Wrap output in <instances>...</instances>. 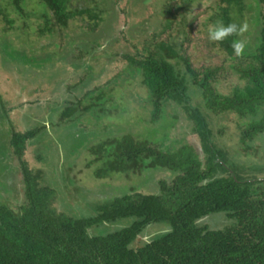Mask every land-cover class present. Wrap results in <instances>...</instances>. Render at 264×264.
I'll use <instances>...</instances> for the list:
<instances>
[{
  "label": "trees",
  "instance_id": "trees-1",
  "mask_svg": "<svg viewBox=\"0 0 264 264\" xmlns=\"http://www.w3.org/2000/svg\"><path fill=\"white\" fill-rule=\"evenodd\" d=\"M6 1L21 19V30L27 28L28 34L47 41L38 44L34 56L0 37L4 71L12 74L10 69L23 66L27 86L42 90L40 81L43 85L48 78L50 87L23 101L20 91L9 99L0 90V120L6 118L7 123L0 138L11 149L22 187L16 209L0 199V264H264V0H212L197 32H205L201 45L208 57L213 53L221 60L217 65H193L184 47L190 44L192 21L186 19L194 0H162L149 17L150 32L144 28L140 38L134 35L138 43L130 51L110 53L122 69L80 95L74 90L88 81L90 63L77 61L100 40L108 44L105 34L120 0H35L34 11L24 9L25 0ZM130 1L140 12L149 5V0ZM28 15L34 16L36 27L29 24ZM4 17L9 29L14 28V20L5 13ZM218 20L246 21L248 30L209 42L207 27ZM134 31L132 27L127 32ZM236 39L246 41L239 56L231 47ZM63 52L69 53L71 68L80 67L76 71L83 73L74 84L63 80L60 68L46 74V65L55 57L64 59ZM50 74L60 76L59 86L50 84ZM19 78L23 80H9ZM123 89L130 91V99L137 100L143 113L133 117L136 134L109 132L115 117L126 124L131 119ZM61 94L66 95L63 100ZM18 101L28 110L30 105L46 104L36 116L47 117L54 126L75 121L91 134L92 130L93 141L84 148L92 155L86 166L96 164L97 178L114 173L123 180L134 175L140 180L148 172L151 190L137 192L139 185L133 184L85 206L82 213L57 206L55 188L24 158L42 124L35 119L34 125L18 130L8 117ZM180 114L195 140L182 139L176 146L168 137ZM146 129L150 138L140 135ZM5 165L0 163L3 179L8 175ZM209 214L219 224L205 221ZM116 223L119 226H107ZM146 231L151 235L143 240L140 236Z\"/></svg>",
  "mask_w": 264,
  "mask_h": 264
},
{
  "label": "rangeland",
  "instance_id": "rangeland-1",
  "mask_svg": "<svg viewBox=\"0 0 264 264\" xmlns=\"http://www.w3.org/2000/svg\"><path fill=\"white\" fill-rule=\"evenodd\" d=\"M161 1L162 0H149V5L147 4V7L141 12L139 11L140 9L136 8L130 0H120L116 4L115 15L110 24L111 27H109V31H107V33L105 34V36L108 37L109 40L108 44L100 40L98 42L99 44L93 46V50L88 52V56L82 58L80 61H77V63H80L81 61L88 60V62L90 63V71L87 74L88 81L84 79L85 82L78 83L76 89L74 90V94L76 93L80 95L83 91L92 88L94 84H103L109 77L113 76L117 70L122 69L123 64L111 57L110 53L113 54V52L116 50L122 52L130 51L132 48V44L138 43L136 39L138 38V36L140 38L139 32L141 30H144L145 28L150 32V30L152 29V24H150L149 22V17L152 15L153 10L156 11L159 9ZM209 5L210 8H208L207 11V7H209ZM213 5L214 4L212 0H194L193 11L189 15V18L186 19V21H192V23L190 24L191 31L188 34L190 44L188 42V45L187 43H184V47L190 53V59L193 65L208 63L217 65L221 62V60L216 55H213V53H210L212 56L208 57V49L201 45L202 41H206V39L203 37V35H205V32H197V30L201 28L202 22L204 21L206 16L210 13L211 7H213ZM0 9V37L3 36V39L9 41L12 46H14V48L20 49L21 51L23 49L27 50L30 54L32 53L34 56H36L38 54V44L40 42H46V38L42 37L39 40L36 39V35L32 33L28 34L27 32L29 30H27V28H25V32L21 30L19 28L21 25V19L16 16V14L11 9L9 2H7L6 0H0ZM24 9H26V11L36 10L37 5L35 0H25ZM4 13L8 18H12L14 20V28L9 29L10 25L6 23L4 19ZM28 16H30L29 24L33 27H36L37 22L36 20L34 21V16ZM246 16H248L247 12L244 17L246 18ZM142 21L146 23L142 24ZM244 23L247 24L246 21ZM132 27L135 28L136 31H134L132 35H130L127 31ZM188 27L189 26L187 24L184 28L187 30ZM246 30H248V26ZM172 33L174 37L178 35H176V29H174ZM134 35L137 38H134ZM2 40L0 42V45L2 44ZM29 41L30 44L28 45L27 42ZM28 47H31V50ZM68 48L71 49L69 46ZM2 53L3 52H1L0 47V57H3ZM60 55H63L66 59L64 58L65 60H60L56 57L53 58V61L49 62L45 67L46 74H49L51 71H53L52 69L57 70L60 68L61 75L63 76L62 78L64 81L67 80L71 84L76 83L77 81H79L80 76L83 74L80 72L81 70L76 71L80 67L76 70H73L71 68L72 65H69L68 62L70 60V56L68 57L69 53L66 54L67 56L65 55V52ZM66 62L68 63V65ZM22 67L23 66L18 68L22 69ZM64 67L66 71L63 70ZM20 69H10L12 74H8L7 71H4V67L0 59V90L2 91L4 97H8L9 99L10 97L13 98L14 96H16V93L20 91L22 96L19 101H23L24 99H33L35 98V96L38 97L37 94H39V92L42 93L43 90H46L49 86L48 78L44 80L43 85L42 81H40L41 84L39 88L42 90H35V85L32 86V84L27 86L26 78H28V74L20 71ZM43 74H45V72ZM11 76H20L23 80H20L19 78V80H17L18 82H13L12 80H9ZM50 76V84L53 86V83H57V86H59L60 76H52V74H50ZM35 81L36 80H34V82ZM45 82L47 83V86L45 85ZM116 82L120 83V76L117 77ZM18 83H20L19 85H26V88L19 89ZM226 90L227 85H225L223 88V91ZM26 91H29L30 94L26 95ZM127 91V89H123L122 94L130 101V104H127L129 102H126V105H129L127 107V112L129 113L127 116L128 118L131 117V119H129V123L126 124L122 122V120H119L118 117H115V119L111 121L114 122V126H111V128H109V132L111 133H123L126 131H132V133L136 134L137 130L139 129L138 124H135L136 120H134L133 117L135 114H137L138 116H143V113L141 114L140 110L138 109L139 107L137 106V100L134 98L130 99L131 93H129L130 91ZM135 91H137V89H133V92ZM56 95L58 96V94ZM56 95L54 96L55 100L57 99ZM40 96H42V94ZM60 97H62L61 99L63 100L66 95L61 94ZM55 100H53V102ZM15 102V100H11L12 104ZM20 103L21 102H19V104L17 103L16 107L12 109V111H9L10 113L8 117L10 121H12L15 128L18 130H24L25 128L34 125V123L32 124V122L35 119H37L36 123L38 125L42 124V129L27 144L24 158L27 160L30 166L40 168L43 172V181L55 188L57 196V206H61L67 212L82 213V210L85 206L94 205L99 200H104L112 197L117 193H122L133 184L139 185L135 189V191L137 192L144 193L151 190V188L148 186L149 181L147 180L152 175H150L148 172L145 176H142L140 180L136 175L123 180L119 176H116L114 173H112L111 176H107L106 178H97L93 174V170L96 168V164H91L89 167L86 166V164L92 158V155L87 151L86 148H84V146L87 145L88 142L91 144V142L93 141L92 134L94 132L92 130L91 134L88 130L89 128H84L81 123L80 125L75 121H71L69 124H65L62 126H54V123L47 117L44 118V116H42V118H40V116H36V113L38 111H40L39 113H41V111L46 110V104L43 105L37 103L35 105H30L29 109L31 110H28L26 105H20ZM25 115L26 118L24 119ZM48 117L51 118V116ZM134 118H136V116ZM179 119L180 121L175 124L174 131L170 132V134H173L168 137L169 143L171 142L170 144L176 146L181 143L182 139H184L185 141H187V139L192 141L195 140L192 133L190 134V127L188 126V122L184 120L182 115ZM6 126V118H3L2 120H0V135H2V131H4V128ZM80 126L83 128H81ZM3 134L5 133L3 132ZM140 135L142 138H150L148 129L145 130L144 134ZM230 147L231 146L229 145L228 149L232 151ZM0 161V163L3 165L7 163L11 166V168L8 169V166L5 165V167L8 169L6 171V174H8L7 178L5 177V179H3L0 175V199L6 202L13 209H16L17 205L22 202L20 201V199L22 198L20 175L18 171L15 172L17 165L15 162V158L11 153L10 147L7 143H3L1 138ZM137 181L138 183H136ZM218 214L221 213H216L215 215ZM209 215L210 218H205V221H211V223L219 224L217 223L218 220L214 214ZM107 226H109L110 228L117 227L119 226V223ZM90 233H92L91 230ZM150 235L151 233L148 232L147 235L144 234L141 236V238L143 240H147Z\"/></svg>",
  "mask_w": 264,
  "mask_h": 264
},
{
  "label": "clouds",
  "instance_id": "clouds-1",
  "mask_svg": "<svg viewBox=\"0 0 264 264\" xmlns=\"http://www.w3.org/2000/svg\"><path fill=\"white\" fill-rule=\"evenodd\" d=\"M247 29L246 23L237 24L231 22L225 24L222 20L215 23H210L207 27V38L209 42H221L232 35H241ZM246 41L243 39H236L231 42V47L235 55L239 56L244 50Z\"/></svg>",
  "mask_w": 264,
  "mask_h": 264
},
{
  "label": "bare ground",
  "instance_id": "bare-ground-1",
  "mask_svg": "<svg viewBox=\"0 0 264 264\" xmlns=\"http://www.w3.org/2000/svg\"><path fill=\"white\" fill-rule=\"evenodd\" d=\"M142 33V32H141ZM108 68V67H107ZM29 83V82H28ZM144 110V109H143ZM203 133V132H202ZM68 174V173H67ZM243 193V192H242ZM84 218V217H83Z\"/></svg>",
  "mask_w": 264,
  "mask_h": 264
},
{
  "label": "flooded vegetation",
  "instance_id": "flooded-vegetation-1",
  "mask_svg": "<svg viewBox=\"0 0 264 264\" xmlns=\"http://www.w3.org/2000/svg\"><path fill=\"white\" fill-rule=\"evenodd\" d=\"M141 237V236H140Z\"/></svg>",
  "mask_w": 264,
  "mask_h": 264
}]
</instances>
